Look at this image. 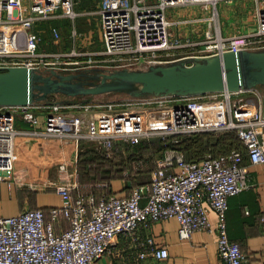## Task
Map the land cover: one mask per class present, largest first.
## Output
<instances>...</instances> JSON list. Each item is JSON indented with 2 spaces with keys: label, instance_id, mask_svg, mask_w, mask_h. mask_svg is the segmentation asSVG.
Instances as JSON below:
<instances>
[{
  "label": "built area",
  "instance_id": "2783aa9c",
  "mask_svg": "<svg viewBox=\"0 0 264 264\" xmlns=\"http://www.w3.org/2000/svg\"><path fill=\"white\" fill-rule=\"evenodd\" d=\"M234 1L238 0H99L95 13L102 48L93 55L102 56L99 61L103 63H120L115 67L118 69L141 62L164 63L262 48L258 44L264 42V0H251L255 8V29L251 33L218 36L214 45L207 44L201 50L210 52L206 55L157 59L184 46L172 39L167 9L215 7ZM75 6L76 0H0V68L23 66L67 72L89 68L70 60L72 54L40 52L42 37L35 30L36 23L43 20L74 21L79 15ZM51 33L54 40L59 39L56 28ZM62 57L68 60L58 61ZM125 101L0 105V180L10 177L19 159L15 151L18 135L61 143L92 142L110 151L119 144L133 146L155 137L222 131L235 132L244 151L233 150L218 157L206 154L198 163L187 162L178 150L166 151L148 183L135 186L126 195H105L98 201L93 195H72L66 180L70 161L63 158L54 187L59 206L48 208L47 214L36 208L0 216V264H94L119 236L135 238L141 228L168 219L177 221L181 241L189 240L194 232L213 233L222 264L245 263L239 243L228 237L226 212L228 199L248 189L249 169L264 167V89ZM92 108L98 110L92 112ZM33 109L48 113L40 121ZM18 117L43 128L17 130ZM63 220L68 228L56 231ZM139 248L140 260L148 255L158 260L168 257L166 248L156 247L150 237H143Z\"/></svg>",
  "mask_w": 264,
  "mask_h": 264
},
{
  "label": "rangeland",
  "instance_id": "374dc122",
  "mask_svg": "<svg viewBox=\"0 0 264 264\" xmlns=\"http://www.w3.org/2000/svg\"><path fill=\"white\" fill-rule=\"evenodd\" d=\"M89 1V9L85 6V3L81 6L83 9H88L89 14L83 15L77 20L72 21L68 18H55L36 23L35 30L42 37L40 52L46 54H72L68 56L70 60L79 61V66H89V69H94L101 65L110 68L98 69H117L115 67L120 66V63H103L99 61L102 56L93 55V53L100 51L102 48L98 27L99 19L95 13L99 0ZM254 10V3L251 0L219 3L215 7L211 5H189L167 9L166 17L170 22L172 39L178 40L184 46L171 49L167 51L166 54L168 55L162 54L157 59L166 61L193 55H206L210 52H201V50L207 44L214 45L217 42L218 35L224 38L240 33H251L255 29ZM76 25H79V27H76ZM53 28H56L58 31L59 39L57 40L53 39L51 33V29ZM73 32L75 33L74 36ZM258 45L262 46V48H257V50H264V42ZM71 47L73 48L70 49ZM88 52L89 56L87 55ZM49 60L55 61L54 58H49ZM65 60H68L67 57H62L58 61ZM84 61H89V63ZM147 65L141 62L126 68L144 70L148 67ZM57 72L68 73L64 70ZM90 98L92 99L93 97ZM97 98L104 102L124 103H127L128 101L125 100L129 99L125 95L113 94H104ZM66 99L70 98L61 94L49 97L50 102ZM92 109H94L92 112L98 110L96 108ZM228 133L230 132L218 131L200 132L185 137H182L184 135L168 136L164 139L155 137L143 140L133 146L119 144L116 149L110 151H105L92 142H72L77 146L75 154L68 155L70 168L75 169V184L72 188L73 194L74 196L95 194L102 197L107 195L108 192H112L113 194L126 195L135 186L143 184L145 180H150L158 161L163 158L166 151L178 150L183 154V151L178 149L177 145L184 138H187V142L194 144L208 138L211 140L212 146H206L205 151L199 153L197 151L198 148L195 149V152L192 154L195 158L192 159L198 160L206 154H220L237 149L238 145L234 137L229 136ZM204 134L207 137H204ZM157 139H161L164 142L160 149L155 148L152 144V141ZM106 171H109L110 178L102 179L106 175ZM10 202L8 200V203Z\"/></svg>",
  "mask_w": 264,
  "mask_h": 264
},
{
  "label": "crops",
  "instance_id": "0c3cea01",
  "mask_svg": "<svg viewBox=\"0 0 264 264\" xmlns=\"http://www.w3.org/2000/svg\"><path fill=\"white\" fill-rule=\"evenodd\" d=\"M89 2L76 0L75 11L79 14L76 20L89 14ZM84 3L88 9L81 7ZM99 96L92 99H76L75 102L101 101L97 98ZM32 113L42 121L48 111L33 109ZM15 126L17 130L43 128L42 124L36 127L26 124L21 117L17 118ZM15 151L19 159L12 174L0 180V216H14L36 208L47 211L50 207L59 206L60 199L54 189L60 178L58 166L63 158L68 159V155L75 154L76 144L61 143L52 138L18 135L15 138ZM66 180L73 188L75 169L70 166ZM247 182L248 189L228 199L227 234L231 240L239 243L246 259L244 264H264V167H251ZM72 195L74 196L73 191ZM8 200L11 202L8 203ZM210 217L214 222V214L211 213ZM67 228L68 223L63 220L56 226V231ZM177 230V221L168 219L154 222L148 229L141 228L135 236L136 240L134 237L119 236L94 264H222L213 233L198 231L194 232L189 240L181 241ZM143 237H150L158 248H166L168 257L158 260L148 255L140 260L139 242Z\"/></svg>",
  "mask_w": 264,
  "mask_h": 264
},
{
  "label": "water",
  "instance_id": "95a60500",
  "mask_svg": "<svg viewBox=\"0 0 264 264\" xmlns=\"http://www.w3.org/2000/svg\"><path fill=\"white\" fill-rule=\"evenodd\" d=\"M147 66L144 70L86 68L68 73L51 68H0V105L49 103V97L56 94L70 98L56 102L66 104L104 94L145 99L264 89V50L225 51Z\"/></svg>",
  "mask_w": 264,
  "mask_h": 264
},
{
  "label": "trees",
  "instance_id": "16d2710c",
  "mask_svg": "<svg viewBox=\"0 0 264 264\" xmlns=\"http://www.w3.org/2000/svg\"><path fill=\"white\" fill-rule=\"evenodd\" d=\"M207 135H211V134H207ZM228 135L231 136V137L233 136L234 137V140L236 141V143L238 145L237 146V149H235V150L244 151L243 143L238 138V136L236 135V133L235 132H230V133H228ZM185 136H188V135H184L182 137H185ZM205 136H206V134H204V137ZM152 144H153V146L155 148L160 149L162 147V144H164V142H162L161 139H157L155 141L153 140L152 141ZM165 145H167V144H165ZM206 146H212L211 145V140L209 138L208 139H205V140H200L196 144L191 143V142H187V138H184L180 143H178L177 148L180 149L181 151H183L184 158H185V160L187 162H190V163H198V162H200L203 159L204 156L202 158L198 159V160H195V159H192V158H195V157L192 156V154L195 152V149H197V148H198L197 151L199 153L202 152V151H205L206 148H207ZM200 148H202V149L200 150ZM231 151H233V150H230V151H227V152H223V153H220V154H212V153H210V154H212L214 157H218L220 155L228 154ZM246 162H247L246 159H244L243 163H246ZM105 173H106V175L104 177H102V179H109L110 178L109 171H106ZM148 182H149V180L148 181L145 180L143 182V184L144 183H148ZM112 194H113L112 192H108L107 193V195H112ZM93 195H94L95 201H98V199L100 198V195H95V194H93ZM45 213L47 214V211H45Z\"/></svg>",
  "mask_w": 264,
  "mask_h": 264
},
{
  "label": "bare ground",
  "instance_id": "6f19581e",
  "mask_svg": "<svg viewBox=\"0 0 264 264\" xmlns=\"http://www.w3.org/2000/svg\"><path fill=\"white\" fill-rule=\"evenodd\" d=\"M218 36H219V35H218ZM218 36H217V37H218Z\"/></svg>",
  "mask_w": 264,
  "mask_h": 264
}]
</instances>
